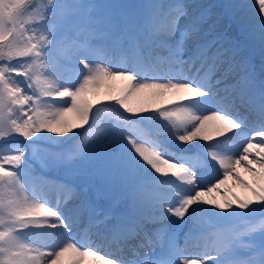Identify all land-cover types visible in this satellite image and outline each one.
Masks as SVG:
<instances>
[{
	"label": "snow or ice",
	"instance_id": "1",
	"mask_svg": "<svg viewBox=\"0 0 264 264\" xmlns=\"http://www.w3.org/2000/svg\"><path fill=\"white\" fill-rule=\"evenodd\" d=\"M248 8L256 18L241 20ZM255 47L259 74L242 51ZM0 61V264H264V0H0ZM65 171L83 184L53 204L39 185L68 188ZM98 184L109 191L89 199ZM113 193L94 221L109 256L77 238L93 217L73 209ZM255 217L258 236L233 235ZM202 218L211 243L186 255Z\"/></svg>",
	"mask_w": 264,
	"mask_h": 264
},
{
	"label": "rangeland",
	"instance_id": "2",
	"mask_svg": "<svg viewBox=\"0 0 264 264\" xmlns=\"http://www.w3.org/2000/svg\"><path fill=\"white\" fill-rule=\"evenodd\" d=\"M69 1L70 0H68V2ZM204 1H206V0H203L200 3H204ZM212 1H213V4H220V3L249 4V2H250V0H212ZM70 2H72V1H70ZM78 2L83 3V4L92 5L88 0H78ZM98 2H100L101 6L107 5V4H113V3H119V4L128 5V6H138V5L143 4L145 2V0H100ZM98 10L102 11L103 9H94L93 11H98ZM127 10L129 12H134L137 9L135 7H129ZM246 10L247 9H244L241 11V17H240L241 20L250 19L248 14L246 13ZM223 21L226 23V26L229 25V18L228 17H222V22ZM232 31H233V33H235V31H236V28L234 25L232 26ZM73 51H74L73 46L71 44V41H69L68 45L65 48V55L68 57V59L65 63V67H64V79H65V81H69V82H72L76 79L77 72H78V67L69 66V64H71V65L76 64L72 60ZM253 51H254V57L256 59V60L253 59V62H254V65L256 67L257 73L259 74V71H260L259 66L261 63V58L259 56L258 47H255V49ZM13 62H15V61H13ZM2 64H3V62L0 61V65H2ZM117 66H122V65L120 63V64H117ZM155 72H156V74H167L169 72V66L167 64H158L155 68ZM15 78L17 80H24V77H15ZM119 83H120L119 81L114 82V84L116 86H118ZM221 95L224 96L226 94L222 92ZM105 118L106 117L102 116L101 119L103 120ZM50 135H52L53 139H59V137H56L55 134H50ZM89 143H91V141H89ZM33 169H36V166L34 163H33L32 170ZM48 174H52V173H45V175H48ZM60 175H62L64 177V178H61V177L60 178L67 183V185L69 186L68 188L61 190L58 188L56 189L54 187H51L49 185H39V188H40L41 192L44 194L45 199L49 200L53 204H55L57 202L64 204L65 202L71 201L73 198V195H74L73 191L71 190V186H73V185L80 186L83 184V179L79 173L65 171V172L60 173ZM30 187H31V184H30ZM108 191L109 190H108L106 185H103V184L95 185L92 187L88 198L92 199L93 195L97 192L106 193ZM114 199H115L114 193L110 194L109 196H105V197L96 196L95 197V201H96L95 208L98 205H101L104 209H107V210H103V212L98 211L97 215L98 214L105 215V214L111 212L112 211L111 204H112V201ZM104 202H107L108 205H104L103 204ZM87 209H90V208L87 206L74 208L73 213L78 220L81 218H83L85 220V215L87 213ZM173 219L175 220L176 218H173ZM86 221H87V219L85 220V222ZM250 222H252L251 226L249 225ZM200 225L204 231H198V232L192 233L190 243H189L188 247L185 249L186 255L190 254L188 251H192L193 247H195V246L198 247V244H199L200 251H202L206 243H208V244L211 243V240L213 238V234L216 231V229L208 222L207 218H202L200 221ZM102 227H103V225H95V223H91V225L88 226L87 230H85L84 228H81V229L78 228L77 229V238L82 240V241L87 240L89 242H93L95 247H99L101 249V253H108L110 256L111 252L114 251L115 247H116V245L114 243H112L111 241H109V243H107V244H96V243H94L96 236H97V233H98V230L102 229ZM231 227H232L233 235H239L241 233L246 232L247 229L252 228V229H255V232L253 234L258 236L259 231H260V227H261V222H260L259 217H255V218H252L247 224H238V225H233ZM172 228L178 234H181L183 232L179 223L172 225ZM180 238H181V246L183 247L182 238H184V235L181 234ZM240 239L246 243L248 238H247V236L241 235ZM54 242H55L54 238H47L46 237L43 239L44 244H52ZM191 245H193V247ZM213 255H215L214 252H213ZM65 264H67V261H65Z\"/></svg>",
	"mask_w": 264,
	"mask_h": 264
},
{
	"label": "bare ground",
	"instance_id": "3",
	"mask_svg": "<svg viewBox=\"0 0 264 264\" xmlns=\"http://www.w3.org/2000/svg\"><path fill=\"white\" fill-rule=\"evenodd\" d=\"M252 4V0H250V2H249V5H251ZM255 11H256V9L255 8H248L247 10H246V13L248 14V16H249V18L250 19H255L256 17L253 15V13H255ZM165 72V71H164ZM257 139H259V138H257ZM238 191V190H237ZM89 230V229H88ZM87 232V231H86ZM87 236V235H86ZM198 240V239H197ZM198 243V242H197ZM194 245V244H193ZM193 245H191L192 247H193ZM108 249V248H107ZM113 249V248H112ZM200 250L198 249V248H195V247H193V249H192V251H188L189 253H192V254H195V253H197V252H199ZM187 253V252H186ZM207 258V257H206ZM89 259H91V258H89Z\"/></svg>",
	"mask_w": 264,
	"mask_h": 264
},
{
	"label": "trees",
	"instance_id": "4",
	"mask_svg": "<svg viewBox=\"0 0 264 264\" xmlns=\"http://www.w3.org/2000/svg\"><path fill=\"white\" fill-rule=\"evenodd\" d=\"M70 1H72V0H70ZM70 1H69V2H70ZM88 1H89L91 4H94V3H95V5H101L100 2H98V1H100V0H88ZM50 147L53 148L54 150H57L55 145H51ZM33 163L35 164L36 169H33V170H31V171L39 172V171H40V166H39V164H38L37 162H33Z\"/></svg>",
	"mask_w": 264,
	"mask_h": 264
}]
</instances>
